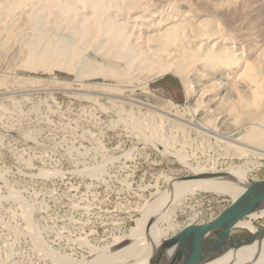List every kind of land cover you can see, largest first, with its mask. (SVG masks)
Returning a JSON list of instances; mask_svg holds the SVG:
<instances>
[{"label": "rangeland", "instance_id": "374dc122", "mask_svg": "<svg viewBox=\"0 0 264 264\" xmlns=\"http://www.w3.org/2000/svg\"><path fill=\"white\" fill-rule=\"evenodd\" d=\"M189 1L217 17L253 62L258 64L261 54L264 79V0ZM34 7L31 3L28 9ZM28 9L11 17L0 10V264L89 261L93 252L111 250L115 238L129 232L151 201L168 191L170 179L193 175L199 167L227 171L243 164L248 179H264V147L243 140L250 138L253 119L248 113L255 110L247 106L252 95L243 83L237 93L226 73L216 75L212 69L205 72L211 79L191 73L196 87L189 93L184 79L173 72L157 78L143 75L127 84L87 77L78 70L82 58L70 54L76 44L71 39L65 49L67 59H73L66 64L73 69L57 68L53 49L69 28L30 22ZM85 45L84 52L89 49ZM45 67L51 69L42 71ZM206 86L211 90L205 96L207 106L201 107ZM221 110L227 115L217 122L220 131H233L224 140L203 125ZM157 126L165 144L151 138ZM233 197L196 190L167 203L162 240L188 224L215 218ZM254 224L264 232V217ZM252 233L236 227L231 235Z\"/></svg>", "mask_w": 264, "mask_h": 264}, {"label": "bare ground", "instance_id": "6f19581e", "mask_svg": "<svg viewBox=\"0 0 264 264\" xmlns=\"http://www.w3.org/2000/svg\"><path fill=\"white\" fill-rule=\"evenodd\" d=\"M31 3L38 6L37 9L36 6L34 7L36 10L28 9ZM184 3L188 4L189 8H184ZM26 9L30 11L27 16L29 18L27 20L30 22L42 23L43 20L44 23L46 21L47 23L54 22L59 23L61 27L69 28L68 33L62 34V38L60 36L61 40L57 49H53V54H58V61L54 64L57 68H67L69 64L71 65V63L66 64L69 54L66 49L70 44L68 47L66 45L71 39V41L75 40L76 44L70 54L82 58L83 64L79 66L78 70H82L81 72L85 73L87 77L101 76L126 83L133 82L143 75L157 78L173 72L184 79L189 93L193 92L196 87L191 82L192 72H202L204 76H208V79H211V76L205 73L206 70L212 69L216 75L226 73L227 79L231 80L232 88L237 93L240 91V84L243 83L252 95L251 100H246L250 110L255 108L254 111L247 112L249 118L253 119L250 122L252 134L249 133L250 138L243 137V140L253 141L264 147V122L261 120L264 110L259 111L264 99V79L259 67L262 59L261 54L257 55L258 64L253 62L245 48L225 32L217 17L195 9L189 0H0V10H3L5 17L16 16V14L25 12ZM2 17L1 19H3ZM13 19L16 21L15 17ZM7 20L9 21V19ZM35 23L32 24L36 27L38 24ZM3 25H6L7 28V24ZM82 44H86L90 51L87 49L84 52L86 48ZM79 63L81 64V62ZM79 63L77 62V68ZM49 69L51 67H45L42 71ZM72 69L71 67L70 70ZM79 75L81 74L79 73ZM104 85L106 88L110 87V84ZM218 85L221 87L224 84L222 82L213 83L212 88H217ZM202 89L200 106L205 107L207 106L205 96L211 89H208L207 86ZM226 112V110L214 112L203 121L204 128L211 135L214 134L222 140L233 133L230 131L232 128H226L228 132L226 130L222 132L218 126L217 122L227 115ZM119 116H121L120 113ZM154 130L157 131L158 126ZM154 130L151 138L159 139L161 135ZM160 141L163 142V140ZM157 142L160 144L159 141ZM168 146L166 144L165 149ZM241 148L247 150V147ZM174 155L180 159L185 157L180 152H176ZM248 172L249 170L243 164L232 166L227 171H209L204 166V168L196 169L195 174L199 178L170 179L168 191L158 194L159 196L151 201L152 203L148 205L145 214L136 220V224L130 228L127 234L115 238V242L110 246L111 250L107 251L106 248L105 252L95 251L89 261L79 264H149L151 257H156L171 247L167 245V239L162 240L165 232L164 226L161 227V224L168 219L163 208L167 203L196 190L229 193L236 199L250 182ZM206 173H225L227 176L202 177ZM247 217L239 221L235 228L243 227L253 233L259 232L254 221L264 217V205ZM71 262L68 264H75L78 261ZM206 264H264V238L257 239L240 248H232Z\"/></svg>", "mask_w": 264, "mask_h": 264}, {"label": "water", "instance_id": "95a60500", "mask_svg": "<svg viewBox=\"0 0 264 264\" xmlns=\"http://www.w3.org/2000/svg\"><path fill=\"white\" fill-rule=\"evenodd\" d=\"M204 176H227L225 173H206ZM193 174L180 179H196ZM264 205V179L250 180L244 191L218 216L204 222L191 223L167 238L171 246L149 264H206L232 248L249 245L264 238V232L252 233L246 237L233 238L232 230L243 218ZM172 250V251H170Z\"/></svg>", "mask_w": 264, "mask_h": 264}]
</instances>
